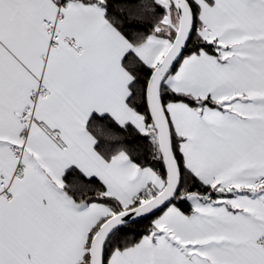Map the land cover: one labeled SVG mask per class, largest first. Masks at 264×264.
I'll return each instance as SVG.
<instances>
[{
    "label": "snow or ice",
    "instance_id": "1",
    "mask_svg": "<svg viewBox=\"0 0 264 264\" xmlns=\"http://www.w3.org/2000/svg\"><path fill=\"white\" fill-rule=\"evenodd\" d=\"M0 264H264V0H0Z\"/></svg>",
    "mask_w": 264,
    "mask_h": 264
},
{
    "label": "trees",
    "instance_id": "2",
    "mask_svg": "<svg viewBox=\"0 0 264 264\" xmlns=\"http://www.w3.org/2000/svg\"><path fill=\"white\" fill-rule=\"evenodd\" d=\"M145 223H147V222H145Z\"/></svg>",
    "mask_w": 264,
    "mask_h": 264
}]
</instances>
